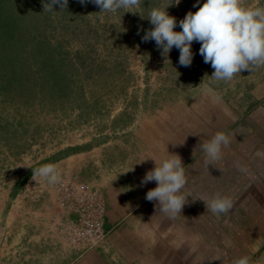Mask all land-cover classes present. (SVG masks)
Instances as JSON below:
<instances>
[{"label": "rangeland", "instance_id": "374dc122", "mask_svg": "<svg viewBox=\"0 0 264 264\" xmlns=\"http://www.w3.org/2000/svg\"><path fill=\"white\" fill-rule=\"evenodd\" d=\"M46 3L0 0V264H58L48 245L49 224L78 256L95 249L70 241L75 201L58 188L69 181L77 190L87 187L106 212L104 197L83 170L73 168L49 184L36 175L40 166L77 155L81 165L89 162L88 171L109 181L142 156L150 167L153 150L166 155L187 134L202 141L216 132L235 134L264 99V65L217 82L209 77L214 69L199 53L200 42H192V64L183 67L177 48L164 56L154 40H142L153 27L149 12L168 0H142L137 13L104 12L79 0L50 11ZM195 3L167 7L177 20L174 31L198 10ZM240 3L264 7V0ZM179 147L183 160L192 156V147ZM104 230L96 248L106 242V213Z\"/></svg>", "mask_w": 264, "mask_h": 264}, {"label": "crops", "instance_id": "0c3cea01", "mask_svg": "<svg viewBox=\"0 0 264 264\" xmlns=\"http://www.w3.org/2000/svg\"><path fill=\"white\" fill-rule=\"evenodd\" d=\"M248 118L238 123L235 134L226 133L235 137H230L221 159L209 167L202 144L211 137L202 141L187 134L166 155L162 149H152L159 163L169 154L183 160L186 154L180 153V145L193 148L192 156L182 161L187 202L175 218L163 214L157 201L144 203L147 191L157 186L155 181L141 186V179L155 167V162L144 167V156L109 181L99 178V172L88 171L89 162L83 160L81 165L77 155L55 163L59 177L73 168L83 170L105 199L109 230L103 246L78 256L49 224L51 256L59 259L58 264H233L247 255L252 264H264V99ZM216 196L231 199L233 208L227 213L211 212L204 201ZM50 217L59 220L56 213Z\"/></svg>", "mask_w": 264, "mask_h": 264}, {"label": "clouds", "instance_id": "9594fccd", "mask_svg": "<svg viewBox=\"0 0 264 264\" xmlns=\"http://www.w3.org/2000/svg\"><path fill=\"white\" fill-rule=\"evenodd\" d=\"M79 2L94 3L104 12H118L124 9V12L137 13L142 0ZM180 2L181 0H168L165 7H155L149 12L147 18L153 27L145 32L143 41L154 40L164 56H167L173 47L177 48L180 53L179 64L183 67H190L192 64V42H200L199 53L204 62L210 63L214 69L209 77L217 82L231 81L237 73L250 70L251 66L264 65V7H242L240 0H204L200 5V0H196L193 7L200 5L198 10L189 11L179 21L181 31H174L177 20L170 16L166 9L169 5H178ZM67 4L68 0H48L45 5L49 6L50 11H56L53 5L66 8ZM232 135L234 137V134ZM229 143V135L216 132L202 144L208 167L221 159L222 150ZM151 159L155 162V167L141 179V186L152 181H155L157 186L147 191L145 199L157 201L163 214L175 218L181 215L187 202V197L182 192L187 184L182 160L174 154H169L159 163ZM36 175L49 184L60 182L57 170L52 164L37 168ZM204 202L208 209L216 214L227 213L233 208V201L227 197L216 196ZM233 264H252V261L244 255L234 260Z\"/></svg>", "mask_w": 264, "mask_h": 264}, {"label": "built area", "instance_id": "2783aa9c", "mask_svg": "<svg viewBox=\"0 0 264 264\" xmlns=\"http://www.w3.org/2000/svg\"><path fill=\"white\" fill-rule=\"evenodd\" d=\"M59 191L75 201V218L68 223V237L80 249H94L105 240V206L96 192L87 187L77 190L69 182L61 183Z\"/></svg>", "mask_w": 264, "mask_h": 264}]
</instances>
